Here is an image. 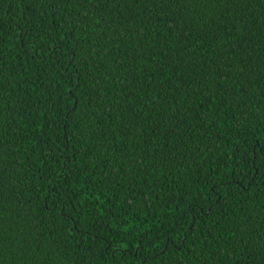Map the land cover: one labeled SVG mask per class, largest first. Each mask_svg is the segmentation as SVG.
Segmentation results:
<instances>
[{"label": "trees", "instance_id": "trees-1", "mask_svg": "<svg viewBox=\"0 0 264 264\" xmlns=\"http://www.w3.org/2000/svg\"><path fill=\"white\" fill-rule=\"evenodd\" d=\"M0 264H264V0H0Z\"/></svg>", "mask_w": 264, "mask_h": 264}]
</instances>
